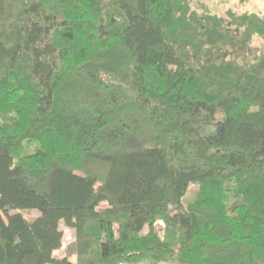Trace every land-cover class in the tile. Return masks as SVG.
<instances>
[{"label": "trees", "instance_id": "1", "mask_svg": "<svg viewBox=\"0 0 264 264\" xmlns=\"http://www.w3.org/2000/svg\"><path fill=\"white\" fill-rule=\"evenodd\" d=\"M224 13L0 0V264H264V11Z\"/></svg>", "mask_w": 264, "mask_h": 264}, {"label": "rangeland", "instance_id": "2", "mask_svg": "<svg viewBox=\"0 0 264 264\" xmlns=\"http://www.w3.org/2000/svg\"><path fill=\"white\" fill-rule=\"evenodd\" d=\"M192 4L195 6H202L209 10L211 13H216L218 15L224 16V12L227 8H232L236 11H253V12H262L264 11V0H191ZM257 43H262V39L256 37ZM198 185L189 184L187 191L183 197V203H186L192 200L195 196ZM24 215L33 219L38 215V212L35 210H24L22 211ZM156 230L161 233V229L163 228L162 221H156L154 224ZM59 228L62 231L61 238V246L54 250L53 256L55 257H63L67 256L71 260L75 261V233L74 230L68 226H66L62 221L59 222ZM147 230V227L144 228ZM157 264H181L174 261H162Z\"/></svg>", "mask_w": 264, "mask_h": 264}]
</instances>
